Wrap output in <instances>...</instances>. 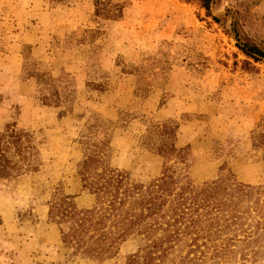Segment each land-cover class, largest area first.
<instances>
[{"label":"rangeland","instance_id":"374dc122","mask_svg":"<svg viewBox=\"0 0 264 264\" xmlns=\"http://www.w3.org/2000/svg\"><path fill=\"white\" fill-rule=\"evenodd\" d=\"M209 13L196 0H0V134L14 122L39 159L0 179V264H264L262 213L230 227L185 216L169 241L160 219L105 255L66 245L48 216L65 196L93 206L79 171L92 155L123 175L118 198L163 174L173 193L264 185V61L237 47L264 49V0H212Z\"/></svg>","mask_w":264,"mask_h":264},{"label":"trees","instance_id":"16d2710c","mask_svg":"<svg viewBox=\"0 0 264 264\" xmlns=\"http://www.w3.org/2000/svg\"><path fill=\"white\" fill-rule=\"evenodd\" d=\"M196 1L210 15L212 0ZM213 19L218 21L216 17ZM237 47L248 59L264 61V49L257 44L238 39ZM166 143L162 139L158 150L164 152ZM256 147L262 149L264 161V129L259 133ZM98 163L93 155L88 156L79 170L83 187L96 195L93 206L79 209L72 201L73 196H65L60 201L51 202L48 209L49 218L59 225L62 241L86 255L109 253L113 243L132 229L143 227L147 233L159 229L160 219L164 220L161 222L166 228L161 229L166 232L165 238L169 241L177 239L180 228L176 224L185 216L191 225L203 219L212 223V220L225 216L222 221H225L226 227L237 223L239 213L250 215L255 212L264 216V185L218 179L201 187L186 184L178 193H173L168 176L163 174L150 183L144 193L118 198L111 192L123 181V175L108 166L98 171L95 166ZM38 164L33 135L18 129L14 122L7 125L6 132L0 134V179H16L23 173L35 171ZM195 212L197 215L193 216ZM181 231L187 233L188 228L184 227ZM193 241L196 242V237Z\"/></svg>","mask_w":264,"mask_h":264}]
</instances>
